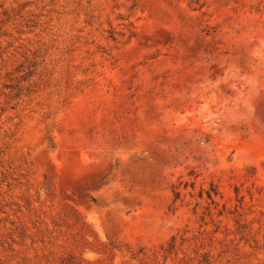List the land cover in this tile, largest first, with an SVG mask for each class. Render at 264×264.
Wrapping results in <instances>:
<instances>
[{
  "label": "rangeland",
  "instance_id": "rangeland-1",
  "mask_svg": "<svg viewBox=\"0 0 264 264\" xmlns=\"http://www.w3.org/2000/svg\"><path fill=\"white\" fill-rule=\"evenodd\" d=\"M0 264H264V0H0Z\"/></svg>",
  "mask_w": 264,
  "mask_h": 264
}]
</instances>
